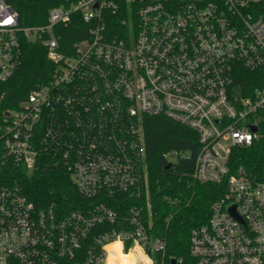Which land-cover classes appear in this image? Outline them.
Instances as JSON below:
<instances>
[{"label": "built area", "instance_id": "obj_1", "mask_svg": "<svg viewBox=\"0 0 264 264\" xmlns=\"http://www.w3.org/2000/svg\"><path fill=\"white\" fill-rule=\"evenodd\" d=\"M121 1L78 0L23 27L0 0V82L18 71L24 40L55 66L0 119V264H182L154 231L144 118L155 116L198 134L196 181L226 184L192 232L194 264H264V172L239 163L264 138V0ZM75 15L88 37L64 48L57 29ZM241 70L259 86L243 91ZM7 166L67 170L88 205L39 211L2 177ZM116 196L125 212L109 205Z\"/></svg>", "mask_w": 264, "mask_h": 264}, {"label": "trees", "instance_id": "obj_2", "mask_svg": "<svg viewBox=\"0 0 264 264\" xmlns=\"http://www.w3.org/2000/svg\"><path fill=\"white\" fill-rule=\"evenodd\" d=\"M78 0H10L23 27H37L48 22L50 11L55 7L76 3ZM124 3V0L121 1ZM118 26V18H113ZM62 47L74 45L88 37V28L80 16L75 15L68 25L57 29ZM22 61L16 74L7 82H0V119L7 111H16L30 94L47 84L55 66L48 60L41 43L24 40ZM239 84L259 86L256 73L241 70ZM146 162L149 171L150 199L153 210L154 231L167 242V258L182 259V264H194L190 256L191 235L194 229L208 224L214 205L226 194V184L201 183L194 179L195 159L199 147L198 134L167 117L144 118ZM184 152L188 159L171 163L164 157L169 152ZM240 164L250 171L264 172V138L252 147L241 150ZM2 177L9 184L18 183L24 195L37 210L52 206L69 213L84 210L88 202L75 186L72 175L64 169L28 174L13 166L2 168ZM116 196L109 205L118 212L126 206ZM130 202L127 207L132 205ZM65 216V215H60ZM12 264H20L13 262Z\"/></svg>", "mask_w": 264, "mask_h": 264}, {"label": "water", "instance_id": "obj_3", "mask_svg": "<svg viewBox=\"0 0 264 264\" xmlns=\"http://www.w3.org/2000/svg\"><path fill=\"white\" fill-rule=\"evenodd\" d=\"M254 131H257V129H256V128H254ZM233 214H234V215H236L234 212H233ZM173 263L175 264V261H173Z\"/></svg>", "mask_w": 264, "mask_h": 264}]
</instances>
